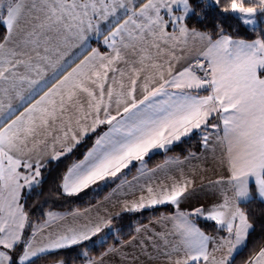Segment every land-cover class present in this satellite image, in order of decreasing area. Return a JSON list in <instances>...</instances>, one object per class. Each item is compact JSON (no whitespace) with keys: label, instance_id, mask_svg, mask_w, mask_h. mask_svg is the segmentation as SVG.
Returning <instances> with one entry per match:
<instances>
[{"label":"snow or ice","instance_id":"obj_1","mask_svg":"<svg viewBox=\"0 0 264 264\" xmlns=\"http://www.w3.org/2000/svg\"><path fill=\"white\" fill-rule=\"evenodd\" d=\"M73 249L264 264V0H0V264Z\"/></svg>","mask_w":264,"mask_h":264},{"label":"trees","instance_id":"obj_2","mask_svg":"<svg viewBox=\"0 0 264 264\" xmlns=\"http://www.w3.org/2000/svg\"><path fill=\"white\" fill-rule=\"evenodd\" d=\"M190 146H193V147L195 146V138H194L193 141H188L186 144L177 145L175 148H173L171 150V152L169 154H176V153L183 154L184 152H186L187 148L190 147ZM162 158H163V154L162 153H158L157 155L151 157V159L149 160V166H151L153 163L159 162ZM48 188H49V182L46 181L45 184H44L45 192L48 191ZM104 191H107V189L105 188ZM104 191H101L98 195L99 196H103ZM35 199H36L35 196L30 197L29 198V203H31V201L35 200ZM50 199H51V201L55 202L54 206H57V207H63L64 206V204L62 202L57 201V199L54 196L51 197ZM87 202H90L89 201V197L88 196H83V197H81L78 200H74L72 203L79 204L81 207H83ZM91 202H94V201H91ZM253 207L255 208L256 214L258 215L259 214L258 206H253ZM161 210H162L161 208L157 207L155 209V211L143 210L141 213H137L135 216L129 215V216H127L125 218V223H127V222H129V221H131L133 219H138L140 223H146L151 215L158 214L159 211H161ZM77 251H78V249H73L71 251L64 250V251H61V252H58V253H54L52 256L46 257L45 260L47 261V260H51V259H54V258H60L61 256H63L65 259H67L69 261V264H71L72 257L75 255V253ZM239 259H240V257H237V261H239Z\"/></svg>","mask_w":264,"mask_h":264},{"label":"crops","instance_id":"obj_3","mask_svg":"<svg viewBox=\"0 0 264 264\" xmlns=\"http://www.w3.org/2000/svg\"><path fill=\"white\" fill-rule=\"evenodd\" d=\"M207 178H212L210 175Z\"/></svg>","mask_w":264,"mask_h":264}]
</instances>
